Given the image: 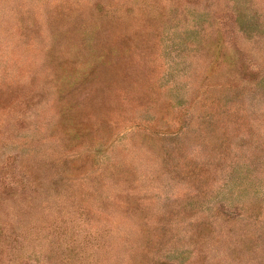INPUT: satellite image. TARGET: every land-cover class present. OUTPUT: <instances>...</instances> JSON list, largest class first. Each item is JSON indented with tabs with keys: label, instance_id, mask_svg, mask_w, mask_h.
<instances>
[{
	"label": "rangeland",
	"instance_id": "rangeland-1",
	"mask_svg": "<svg viewBox=\"0 0 264 264\" xmlns=\"http://www.w3.org/2000/svg\"><path fill=\"white\" fill-rule=\"evenodd\" d=\"M0 264H264V0H0Z\"/></svg>",
	"mask_w": 264,
	"mask_h": 264
}]
</instances>
